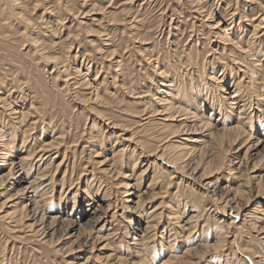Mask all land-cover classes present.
Listing matches in <instances>:
<instances>
[{
    "label": "rangeland",
    "instance_id": "obj_1",
    "mask_svg": "<svg viewBox=\"0 0 264 264\" xmlns=\"http://www.w3.org/2000/svg\"><path fill=\"white\" fill-rule=\"evenodd\" d=\"M1 2L0 0V129H5L4 127H7L11 123L12 119L10 118L12 116L10 114L14 107L20 108L24 106L29 108L31 96L33 93L38 92L39 97L36 95L38 97L37 100L39 102L41 100V102H35V105L40 107L41 113L40 111L39 113L38 111L33 112L35 114L31 115V119L35 121L39 118V120H36L37 123H30L31 125L26 121L28 125L21 126V128L23 130L29 128L31 129L30 133L32 135L38 136L41 133L42 127L45 126L44 123L50 122L52 124H50L49 130L52 128L54 130L52 129L49 134L43 136L44 139H50L51 136L57 137L63 131L62 133L64 134L61 137L63 143L57 146L60 147L59 150L56 147L57 149L54 148L47 154L40 156V158H43L42 160L48 158V162L54 158L52 162L53 170L60 163L56 173L58 182L54 181L55 184L59 185L55 186L56 189L55 187L53 190L50 188L47 201L55 202V204L62 202L65 205L62 207L61 213L56 209L52 211V215L55 213L57 215H67L68 218L74 219L78 223L79 221L80 223L85 222V219L92 216L90 212L93 211L92 207L95 203L104 204L105 202L101 201V194H93V200L88 202L85 200L82 202V197L80 196L76 200L78 203L76 201L74 203L75 208H72V205L70 206L72 203L70 202H73L77 189L79 190V195H81L86 185L92 184V189H95L96 185L97 187L99 185L102 190L104 189L113 193L112 197L116 195L119 200H121L123 194V188L121 189L118 187L120 185L114 184L119 182V179L116 180V176L111 177L110 173L107 174L99 170L100 166L94 161L96 158L90 155L89 139H91L90 136L93 134L96 135V141H94L96 143V149L102 141L103 146L105 145L103 155L108 159L110 158V160L113 156L112 144L115 143V139H106V135H109L113 129L104 125L105 135H103L100 132V126L103 125V120L106 119V123H108L107 119L110 118V121L113 120L116 124H121L119 126H126L127 130H129L126 133V137H129L134 130L136 138L146 141L150 148L154 149L157 145H160L162 148V143H155L154 140L156 138L154 139V137L161 135L163 132L166 134L169 131L157 126L159 122L153 125V127H148L147 130H142L143 127L140 125L143 122H139L144 117L143 110L146 107H148V110H151L160 106L156 102L157 97L161 96L157 93L156 88L157 83L161 86V77L156 72V69L161 65L160 63H169L168 59H170V63L174 65V60L179 63V57H181L182 63H185L186 60V62H189L187 57H189L190 52L194 54L200 52L201 54L197 57V60L203 64L209 46L211 45L215 48L218 44L213 40L214 38H209V23L212 22L211 20L213 18L221 17L222 14L228 13L229 11L233 12L232 10L235 8H238V13L250 15V18L264 16V0H17V10L30 19L32 25L30 33L37 37L39 42L45 47L46 52L53 56H59L60 54L61 60H63L64 64H67L66 68H69V72H73L76 67L80 66L84 69V72H87L88 66L91 65V71L87 75L89 79L92 78L91 80H93L96 77L99 78L98 80H103V78L107 79L106 82L99 86L104 101H102L103 99L98 102L95 100H91L92 102L90 100L83 101V104L89 108V111H82L81 106L77 107L75 101H70V92L62 93L58 91L57 85L61 86L63 82L61 80L56 81L53 75L56 73H51L52 68L48 69V66L44 67L43 61L40 62L41 65L36 63V56L30 51V41H26L21 34L23 31L21 24L18 25L16 22V24L12 23L6 20L5 15H1ZM57 2L61 5H58ZM59 13L64 15L62 16L64 20L60 24H56ZM78 22L82 24H78ZM70 34L72 37H68ZM72 34L78 36L73 37L74 35ZM250 34L251 32L248 35L245 32H238V36L247 39L250 37ZM170 56H172V59ZM173 65L171 70L167 65L170 74L172 73L176 80L180 78L182 80V74H176L178 72ZM208 69L212 71L211 67H208ZM202 74L203 71L201 68L200 71L193 74V77L203 80ZM219 74L218 72L217 75ZM79 77L77 78L79 79ZM28 78L37 87V92L35 90L34 92L30 91L32 90L29 87L30 85L28 86L26 84ZM75 86H77L76 89L72 91H78V94L82 97L89 95L90 90L86 89L85 85L78 82ZM121 87L123 89L126 87L125 91ZM25 90L27 91L25 92ZM27 93L31 95L27 96ZM44 109L45 112H43ZM210 109V107L207 109V115H211ZM154 116L158 120H162L163 118V115ZM232 118V120H236V116ZM198 129L200 128L197 126V134L195 131L192 132L196 137H200L201 139L200 143L197 144V150L199 152L195 154V159L198 158V167H196L198 169L193 170L195 167V163H193L195 160H193L191 163L193 164L192 167L187 166L188 168L184 172L185 176L193 177L196 182H192L191 184L187 182H180L178 184L171 183L168 186L167 173L161 172L163 166H160V170L156 166L160 165L162 161L153 156H149L151 157V162H154V165H151L148 174H155L156 180L150 187L149 183L151 182V178L147 175V177L143 176L139 179L136 189L141 192L148 191L149 194L155 192L158 195L155 198H148V201L146 200L147 202L139 209L138 213L119 211V217H121L119 218L120 220L118 219L119 223L116 225L119 228L118 233L117 235H109L106 237L107 241L112 245H110V248L106 246V249L102 251H94L93 253L91 249H88V246L83 247L84 249L81 251L68 252V248H65V251H56L53 247L50 249L47 248L46 250L45 246L43 247V245L36 243L35 238L27 235L29 233L24 234L25 232L15 233V242L14 239L9 240L8 234H6L9 231H7L5 224L13 227L14 223L11 222V225L10 223H5L9 222V219L4 221L3 215L13 210V202H5L8 191H5L6 189L4 188L9 184L7 182L4 184L0 183V190L2 189L0 191V264H78L79 262H88L87 264H117V262L118 264H163L169 260L171 255L181 256L187 248H191L192 251H197L194 252V255L191 254V257L189 255L185 256L191 259L200 258L203 252H207L206 254L203 253V259L198 264H264L263 236L258 235L254 228H250V225L246 224L244 227L245 236L237 235L236 238L233 237L234 229L229 227L228 221L221 217V213H216L213 210L214 206L212 205H214L215 200L211 197L207 198L203 196V188L198 185L201 182L210 184L211 186L215 184L214 187L230 185L231 188L240 186L241 189H246L241 193L240 197L245 201L247 199L245 197L252 195L248 207L249 212H251V215L258 212L259 214L255 215L264 219V213L262 212L261 214L260 211L264 209V199L260 200L262 205L260 204L261 207L258 206L256 210L255 206L258 205L259 199L253 198L257 192L255 190L257 189L255 187L257 179L253 177L264 175V165L262 163L264 159L258 161L260 159L259 156L255 155L254 157V155H251L250 159L248 157L246 158L248 161L246 162L244 152L240 154V157H237L233 150V152L230 151L231 153L228 152L229 154H226L223 148L225 147L224 145L222 147L223 150L220 149L219 146H216V143H213L210 136L203 135L202 132L204 130H201L202 128L200 130ZM118 133L124 132L119 131ZM181 136L188 137L186 134H182ZM21 139L22 135L20 134L18 144L21 143ZM173 140H178V138L175 137ZM210 141L211 143H209ZM201 142L204 143L201 144ZM83 146H85L84 149ZM160 147L156 148L153 154L160 155L162 153L160 152ZM166 149L167 153H169L168 155L176 151L170 147ZM200 149L203 150L204 154L201 159L198 156ZM205 150L206 152H204ZM213 155L215 156L213 157ZM187 157H185L186 161L183 159L184 164L188 163ZM230 158L231 164L227 160ZM146 159L148 157H142L141 161L143 163L140 166L146 167L149 165ZM241 159L244 162V166L241 165L238 168ZM222 163H226L222 165V169L224 168L225 171L221 168L218 170L221 167L219 164ZM93 166H96L95 170L91 171ZM229 168H235V171L230 172L228 170ZM122 171L125 173L127 168L124 167ZM34 173L33 168L27 176L28 181L36 175ZM124 173H121L122 175L120 176H124ZM241 174H244L243 176L247 178H244ZM247 179L250 181H247ZM246 183H249L251 186ZM15 187L14 190L12 189V193L14 194L19 192L22 185ZM248 187L251 188V194ZM37 188V194H35L39 198L44 187L41 185ZM133 190L135 191V189ZM15 196L11 199L13 200ZM66 199L70 200V202ZM3 202L5 204L1 207ZM81 203L83 205H80ZM171 205L174 207L175 212H178L180 215L182 224H185V228L182 231L180 230L181 233H177V235L173 231L170 233L167 227V224H170L169 222L172 224L175 221L171 213H168ZM160 206H162L161 209L166 213L160 218L159 225L156 229H153V227L147 228L146 222L151 220L149 216L152 213L150 211ZM113 211L109 213V216H112ZM46 214L48 216L51 215V213ZM255 215L251 217L254 218ZM251 217L249 218L251 221L257 222V219L255 220L257 217L254 220ZM263 219L261 221L258 220L257 225H259L258 223L264 222ZM110 220L111 217H109V222ZM186 221L189 222L186 223ZM106 223L110 224L108 222ZM241 225L244 226L243 223ZM109 226L106 225L101 233L106 234L108 228H110ZM127 228L131 231V237L129 238L126 235ZM189 233L190 235H188ZM183 234L188 235L186 240L182 237ZM56 235L60 236L61 231H58ZM133 236H137L139 239L144 238L142 239L144 243L140 242L139 244L141 251L134 244L136 241H134ZM219 236L220 238L222 237L221 240L226 239V242L224 241L219 249L213 246H205L206 244L215 245ZM67 240L65 239V242ZM73 240L70 239V243ZM102 244L105 245V243ZM102 244L98 245L97 248H102ZM72 245L77 246L76 243H72L70 246ZM68 253H71V255ZM138 254L141 255L139 256ZM142 254L147 256L148 261H145V263L140 260L143 256ZM109 255L110 257H107ZM115 256L119 259H116ZM101 257L105 259L103 260ZM126 261L127 263H125ZM180 262L174 261L173 264H182Z\"/></svg>",
    "mask_w": 264,
    "mask_h": 264
},
{
    "label": "bare ground",
    "instance_id": "obj_2",
    "mask_svg": "<svg viewBox=\"0 0 264 264\" xmlns=\"http://www.w3.org/2000/svg\"><path fill=\"white\" fill-rule=\"evenodd\" d=\"M1 1H2L1 15L3 16L5 15L4 17L6 18V20L12 23L16 22L18 23V25L21 24L23 28L21 34L23 35L26 41H30L29 44L30 51L32 52L33 55L36 56V60H37L36 63L40 64V62L43 61L44 67L48 66V69L52 68L51 73H56L53 74L56 81L61 80L63 82L61 86L57 85V89H59L58 90L59 92L60 91L62 93L70 92L71 94L70 101L73 102L75 101V103L77 104L76 106L77 107L81 106L82 111L84 110L89 111V108H87L83 104V101L85 102L86 100H90V101L95 100L98 102L99 100L101 101L102 99H103L102 101H104L103 95L100 93L99 86L102 83L106 82L107 79L103 78V80L101 79L98 80L99 79L98 77H96L95 79L93 78V80H91L92 78L89 79L87 75L89 74V71H91L92 68L91 65L88 66L87 72H84L83 71L84 69H82L81 66L76 67L73 70V72H69L68 71L69 68H66L67 64H64L63 60H61L62 58L60 54L59 56L50 55L48 52L45 51V47L42 45V43L39 42L37 37L33 36V34L30 33V31L32 30L30 19L17 10L16 7L18 5L17 0H1ZM57 3L58 5H61L59 2ZM237 10L238 8H235L234 10H232L233 12L229 11L228 13L222 14L221 17H217V18H213L214 16L212 17L213 20H211L212 22L209 23L210 25L208 27L209 28L208 35L209 38H214L213 40L216 41L218 44L216 45L215 48L212 47L211 45L209 46L208 53L205 56L206 59H204L203 64L199 63V61L197 60V57H199L201 54L200 52L196 54L190 52L189 57H187L189 62H186L187 61L186 60L185 63L184 62L182 63L180 59L181 57H179L178 58L179 63H177L174 60V65H173L170 63V59L167 58L169 60V63H165V64L160 63L161 65L158 67V69H156L157 74L159 75V77H161V81H160L161 86L157 83V87H156L157 93H159L161 96H158L157 99L156 98L154 99H156L157 104L159 103L160 106L158 108L151 110H148L147 109L148 107H146L143 110V115L145 118L143 117V119H141V121L139 122L141 123L143 122L140 125L143 127L142 130L143 129L147 130L148 127L151 126L153 127V125H156V123L159 122L157 126H160L162 129L165 130L167 129L169 131L166 134H164L163 132L161 135H157L154 137V139L156 138L154 140L155 143L156 142L162 143L163 146L162 148L160 147V145L155 146L154 149L150 148V146L147 145L146 141L136 138L134 130L133 132L130 131L131 135H129V137H126L127 136L126 133H128L127 131H129L127 130V127L119 126L121 124L118 125L113 120L110 121V118H108L107 119L108 123H106V119L103 120V125L100 126V132H102L103 135H105L104 125H107L108 127H110V129H113L109 135H106L107 140H112L111 138L115 139V143L112 144L113 156L110 160V158L108 159L106 158L105 155H103L105 145L103 146L101 141L100 145H98L96 149L95 146L96 143L94 142L96 141V135L91 134L90 136L91 139H89L90 140L89 150H91L90 155L91 156L93 155L94 158H96L94 161L96 164L100 166V167L98 166L99 170H101L102 172H106L107 174L110 173L111 177L116 176L115 177L116 180L119 179L118 180L119 182L114 184L120 185L118 187L121 189L123 188L122 189L123 194L121 200H119V198H117L116 195L112 197L113 193L108 192L107 190L104 189L102 190V188H100L99 185L98 187L96 185L95 189H92V184H87V183L83 191L81 190L83 194L79 195L78 193L79 190L77 189L76 191L77 193L73 198L74 199L73 202H70V200L66 199L70 203H72L70 204V206L72 205L71 206L72 208H75L74 203L80 196L82 197V202L84 200L88 202L90 200H93L92 199L93 194L95 195L101 194L102 196L101 201L105 202L104 204L101 203L97 204L94 202L96 206L94 204L92 207L93 211L90 212L92 216L85 219V222L82 223H80L79 220L78 223L76 220L68 218L67 215L66 216H63L62 214L57 215L56 213L52 215L53 210L57 209L58 211H60L59 213H61L62 207L65 206L62 204V202H59V204H55V202L49 200L47 201V197H48L47 195L50 192L49 191L50 188H52L53 190L56 185H59V184H55L54 181L58 182L56 178V173L57 170L59 169L60 163H58L57 167L53 170L52 162L54 158H52L48 162L47 160L48 158H45L46 160H42L43 158H40V156L42 154H47L48 152L52 151V149L54 148L55 149L58 148L59 150L60 147L57 146H60L63 143V139H61V137L64 133H62L63 132L62 131L61 133H59V136L57 137L51 136L50 139L48 138L49 140L44 139L43 136L49 134L50 131H52V129L54 130V128L49 130L50 124H52L50 122L44 123L46 128H44L45 126L42 127L41 133L38 136L32 135L30 133L31 129L29 128L24 130L21 128V126H26L30 123L31 124L37 123L36 120H39V118L36 119L35 121L31 119L32 117L31 115L35 114L33 112L38 111L39 113L40 111V107L39 106L37 107L35 105V102L40 103L41 100L40 102L37 100V98L39 97L38 92L36 91L37 87H35V85L31 82V79L28 78L26 84L28 86L30 85L29 87L32 89L30 91L34 92L35 90V92H37V93H33V95L31 96L30 107L29 108L24 106L20 108L14 107L11 112L12 115L10 114V116H12V118H10L12 119L11 123H9L7 127H4L5 129H0V183L4 184L7 182L9 184L4 188L6 189L5 191H8L5 202L7 203L10 201L13 202L12 204L13 210H11L10 212L6 211L7 213L3 215L4 221L9 219V222H5V223H10V225L11 222L14 223L13 227H10L5 224L7 231H9V233H6L8 234L9 240L14 239L15 242L14 234L17 232L20 233L25 232L24 234L29 233L27 235L32 236V238L34 237L36 243L43 245V247L45 246L46 250L47 248L50 249L53 247L55 248L56 251H65V248H68L67 250L68 252L81 251L84 249L83 247L88 246L89 247L88 249L89 250L91 249V251H93L94 253V251L105 250L106 246H109L110 248V245L112 244L107 241L106 237L109 235H115V234L117 235L119 228L116 225L119 223L120 220L119 218L121 217V216L119 217V211L122 210L123 212L125 211V212L138 213L139 209L144 205L145 202L148 201L147 200L148 198H155L158 195V193L155 192L153 194H149L148 191L141 192L138 189H136L139 179L143 176L147 175L151 178V182L149 183L150 187L156 180L155 174L153 175L148 174L149 169H151V165H154L153 164L154 162H151V157L149 156H153L156 159L162 161L160 165H156V166L159 170H160V166L161 167L163 166L161 172L167 173L168 186L171 183L178 184L180 182H185V183L187 182L188 184H191L192 182H196V180H194L193 177L185 176L184 172H186V168H188L187 166L192 167L193 164L191 163L193 160H195L193 162L195 163V167L193 168V170L195 171L196 167H198V162H197L198 158L195 159L196 158L195 154L199 152V150H197V144L200 143L201 139L200 137H196L194 133H192L193 131L196 132L197 126L200 129L202 128L201 130L206 131V133H204V131L202 132L203 135L210 136L213 140V143H216L217 144L216 146L217 147L219 146L220 149H222L223 145L225 147L227 145L226 148L223 147L224 151H226V154L228 152L231 153L230 151L233 150L236 153L237 157H240V154L244 152L245 160L247 157L250 159L251 155H254V157L255 155L259 156L260 159L259 160L257 159L258 161H262L264 159V16L250 18V15L240 14L237 12ZM62 16L64 15L62 13H59V17L56 20V24L57 23L60 24V22L64 20ZM237 19H239L238 22ZM80 22H78V24ZM238 32L239 33L245 32L247 35L251 32L250 37L248 38L249 40L245 37L238 36ZM70 36L71 34L68 37ZM75 36L78 35L75 34L73 37ZM171 57L172 56H170V58ZM167 65L170 68V70L172 69V65H173L176 71L178 72L176 74H182L183 76L182 80L181 78L179 80H176L173 77L172 73L171 76ZM208 67H211L212 71H210ZM201 68L203 71L202 74L203 80L195 79L193 77V74L200 71ZM218 72L220 73L219 75H217ZM73 74L75 75L73 76ZM78 76H80L81 78L79 77L78 79L77 78ZM78 82L85 85L86 89L90 90V92L88 93L89 97L88 96L82 97L80 96V94H78V91L76 90L72 91L76 89L77 86L75 85ZM203 82L204 84H202ZM121 88L123 89V87ZM125 88L123 89L124 91ZM26 91L27 90H25V92ZM30 95L31 94L27 93V96ZM42 107L44 108V106ZM209 107L211 108L210 109L211 115L206 114L207 109ZM43 112H45V109L43 110ZM154 115H163L162 116L163 118L162 120H158L157 118H155ZM235 116H236V120H232L233 119L232 117ZM31 120L33 121L29 122ZM26 121L28 124L26 123ZM117 129L119 130L117 131ZM119 131L120 132L122 131L124 133L119 134L118 133ZM20 134L22 135V139H21V143L18 144L17 142L20 137ZM182 134L184 135L186 134L188 137L186 136L183 137L181 136ZM175 137L178 138V140H173V138L175 139ZM202 143L204 142H201V144ZM209 143H211V141ZM158 147H160L161 149L160 152L162 153L160 155L153 154L155 152V149ZM168 147L175 149L176 150L175 153L168 155L169 153H167V149H166ZM84 148L85 146H83V149ZM205 148L207 147L205 146ZM201 150L202 149H200V153L198 154L200 159L204 155L203 150L202 151ZM206 150L204 152H206ZM208 150L210 151V149ZM143 156L148 157L146 161L149 163V165H147L146 167L140 166V164L143 163V161H141ZM214 156L215 155H213V157ZM185 157H187V161H188V163L186 164H184L185 163L184 160L186 159ZM227 160H229V164H231L230 163L231 158ZM246 162L248 161L246 160ZM243 163L244 162L242 159L239 161V164L237 162V164L239 165L238 168H240L241 165L244 166ZM262 163L264 165V162ZM223 164L225 165L226 163L219 164V166L221 167H219L218 170H220V168L222 169ZM95 167L93 166L91 171L95 170ZM124 167L127 168V171L125 173L122 171ZM137 167L138 169H136ZM33 168L35 171L34 174L36 175L33 177V179L28 181L27 176L29 173H31ZM228 170H230V172H234L235 168H229ZM188 171L190 170L188 169ZM121 173H124V176H120L122 175ZM253 178L257 179L256 181L257 183L254 181L256 183L255 187L257 188L254 189L257 192L255 194V197H253L255 199L257 198L259 199L258 205L255 206L257 210L258 206L261 207L260 200L264 199V181H263L264 175H259ZM247 181L250 180L247 179ZM249 183L246 184L248 185ZM18 185H22V188L19 189V192L15 194L12 193L14 188H16L15 186ZM41 185L44 188L40 193L41 194L40 197L37 198L36 189H38L37 187ZM198 185L201 188H203L202 191L203 196L207 198L211 197L213 200H215L214 205H212L214 206L213 210L216 213H221L220 214L221 217L228 221L229 227L234 229L233 237L236 238L237 235L238 236L244 235L245 234L244 227L246 224H248L250 225L249 226L250 228H254V230L258 233V235H262L264 238V222L258 223L259 225H257L258 220L261 221V219L263 218L259 216L257 217V215L255 214H259V213L255 211L256 213L255 214L252 213V214L255 215V217H257V218L254 217L255 220L257 219L256 220L257 222L255 221L253 222L251 221V219H249L251 216H253L251 215V212H249V208H248L252 195L245 197L247 198L245 199V201L240 197L241 193L246 189H241L240 186H238L237 188H231L230 185H226V186L220 185L214 187L215 184L211 186L210 184L207 183L204 184L201 182ZM62 186L64 187L63 183ZM133 189H135V191ZM248 190L250 192L251 188H249ZM14 195L16 196L12 200L11 198L14 197ZM5 202L1 204V207L2 205L4 206ZM76 202L78 203V201ZM80 205H83V203H81ZM161 207L162 206L153 208L150 211V213H152L149 216L151 217V220L146 222L147 228L153 227V229H156V227L159 225L160 218L163 217L162 215L166 213V212L164 213ZM168 210H169L168 213L169 212L171 213L175 221L172 224L171 222H169L170 224H167V227L169 228L170 233L171 231H173L176 233V235L177 233L180 234L182 229L185 228V224H182L180 215L178 214V212H175V209L172 205L169 207ZM112 211H113L112 216H109V213ZM260 211L261 214L262 212L264 213V209H261ZM46 213H51V215L48 216ZM109 217H111L110 222H109ZM254 218H252V220H254ZM106 222L110 224H107ZM188 222L186 221V223ZM242 223L244 226L241 225ZM106 225H110L109 226L110 228H108L107 233L106 234L101 233V231L105 228ZM58 231H61L60 236L56 235ZM130 232L131 231L127 228V232H126L127 238L131 237ZM188 235H190V233ZM188 235L183 234L182 237H184V240H186V237H188ZM218 238L219 239H217L216 241L217 243L215 242L216 243L215 245L206 244L205 246L207 247L213 246L219 249L220 246L223 245L222 243L226 239L221 240L222 237L220 238V236ZM65 239L66 240L69 239V240L65 242ZM70 239H74L73 242L70 243ZM133 239L134 241H136L134 244H136L137 247L139 248V251H141L140 248L141 246L139 244L140 242L144 243L142 241V239L144 238L139 239L137 236L135 237L133 236ZM68 243H70V245L72 243H76L77 246L69 245L66 247ZM102 243H105V245H103ZM101 244L103 245L102 248H97L98 245ZM194 252L197 251H192L191 248H187L185 249V251L181 256L171 255L169 260L164 262L163 264L166 263L173 264L174 261L176 262L181 261L182 264H198L203 259L202 255H204L203 253L205 252L201 254L200 258L197 257V259H191L190 255L191 254L194 255ZM68 254L71 255V253ZM138 255L140 256L141 254ZM187 255H189L190 257L189 258L185 257ZM107 257H110V255ZM101 258L104 260L106 257L105 258L101 257ZM116 259L119 258L116 257ZM140 260H142L143 263H145V261H148L147 256H145V254L142 256ZM87 263L83 262L80 264H87ZM125 263H127V261Z\"/></svg>",
    "mask_w": 264,
    "mask_h": 264
}]
</instances>
